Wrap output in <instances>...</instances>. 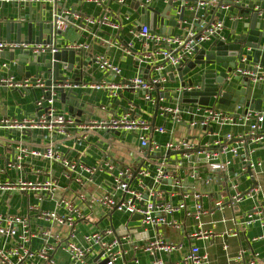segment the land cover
<instances>
[{
  "label": "built area",
  "instance_id": "2783aa9c",
  "mask_svg": "<svg viewBox=\"0 0 264 264\" xmlns=\"http://www.w3.org/2000/svg\"><path fill=\"white\" fill-rule=\"evenodd\" d=\"M86 3L94 4L97 8H105L112 0H82ZM264 1V0H263ZM2 2L17 3H36L49 5L51 7V19L49 24L53 27L55 37L65 33L70 27H77L78 24H84L87 27L109 28L119 30L120 24L109 14L101 17H92L82 12L62 7V0H0ZM153 0L142 1L141 7L148 8ZM118 4H125V0H117ZM61 5V6H60ZM240 5V4H236ZM234 7L233 3L223 0H194L189 5L192 12L191 18H185L180 23L181 33H152L146 25L139 30V37L142 43L141 53L136 56V62L139 66L138 74L128 81L115 82L122 70L115 65L107 56L101 55L95 58L97 68L105 73V77L100 81L88 83L86 78L80 79V82L74 85H67L66 88L79 89L84 88L88 91H105L110 98H117L125 90H133L144 94L145 102L153 107L154 111L163 116H172L175 125H182V117L187 115L190 119L187 122L192 129H199L203 134L214 136L212 125H217L219 129L226 125L238 124L242 130L237 133H227L205 142L204 144L196 139H177L168 142L162 146L152 141L154 133L164 134V127H155L150 121L142 119L136 114L135 107L132 106L120 115H113L103 118L99 121L83 122L82 117L60 111L57 104L58 93L51 91L47 86V77L43 75L31 76L30 78L16 79L13 75L6 76L10 71L12 63L17 61H7L0 64V92L1 90H27L40 91L41 96L36 97V112L32 115H26L22 118L8 116L0 117V130L14 131L19 134L41 132L43 134L42 144L33 149L18 142L16 154L12 162L6 167L0 165V173H5L8 167L16 170L23 169L25 158H43L49 161H57L63 164L65 170L64 176L68 179L75 174L74 182L78 188L71 191L65 187L59 186L55 179L44 181H30L23 177L0 181V199L7 195L9 197L26 194L35 197V203L29 204V213H37V218L42 221H48L60 227L69 228L70 232L63 237L61 234H55L56 242L51 244L46 240L43 247L33 252L29 247L31 240L36 237L31 231L30 216L19 214H1L0 213V264H57L54 252L57 248H62L70 257V264H118L121 261H127L132 252L143 250L153 257L150 264H209L208 258L201 254V249L192 246L189 252L176 262H166L158 257V254L170 256L172 253L180 251L182 244H175L165 240L157 234L153 239H148L146 229L148 227L158 228L159 226H170L178 230H183V223H178L171 216L178 212H184L185 218H193L201 222L202 217L208 212L204 209L203 195L195 193L193 195L194 203L189 207L187 202L191 199L189 193H182L181 201L178 204L166 202L163 200V193L160 191L167 181L170 182L173 190L183 188L182 172L186 170V163H192L190 167V176L194 180H201L199 175V163L204 161L202 166H210V163L221 162L220 168L225 172L224 181L227 182L235 195L230 196L232 204H238L245 197H250L259 193V186L254 184L246 193L238 191V179L243 174L253 173L257 169L264 168V160L254 161L253 156L259 146L264 145V111H256L250 108H244L236 105L235 113H226L217 109L219 100L224 97L228 91L226 86L230 84L234 77H248L253 87L264 84V67L255 65V72L236 69L223 83L218 79L224 71L221 64L204 66L203 69L215 70V76L209 82L202 85L197 82L189 85L184 77L185 86L180 80L179 86H170L171 74L178 73V67L186 65L193 61L197 53L205 44L227 41L223 35L225 30L224 20L216 17L222 11H229ZM251 12H257L260 20L264 21V2L260 5L257 1L252 7L248 8ZM209 13L213 18H208ZM0 21H2L0 19ZM59 33V35L57 34ZM57 40L54 45H29L26 43H8L0 42V53L18 54L20 51L31 49L34 55L44 54L51 50L53 54L61 49L75 50L86 53L89 46L86 44H73L66 47H59ZM101 43L105 44L104 40ZM248 51L250 48L247 49ZM242 62L248 64L246 55ZM93 64V66L95 65ZM92 66V65H88ZM220 66V67H219ZM221 70V71H220ZM179 77V75H178ZM180 79V78H179ZM206 92L207 97L215 101L212 108L203 107L198 103H184L179 100L182 93ZM50 94L48 98L47 95ZM170 101L173 106L161 105V102ZM244 110L245 111L244 113ZM237 115L239 117H237ZM211 128V131H209ZM133 134L140 144V153L138 160H142L139 168L136 166L119 169L114 177L116 190L121 194L117 196L112 193H105L101 196H88L87 185L92 182V177L102 169L114 170L115 163L112 160H102L98 167L91 168L86 166L80 160H66L56 151L57 138L61 141L75 139L77 142H84L93 136H99L101 133ZM148 148V156L146 149ZM180 153L182 159L169 168L166 163L158 164L154 176L155 187L150 189L133 190L131 183L137 176L149 177L150 171L146 168V163L152 160V155L161 152ZM231 157V158H230ZM1 159V154H0ZM233 159L240 162L238 168H232ZM187 167V169H188ZM233 169V173L229 170ZM86 173L90 177L85 178ZM209 178L205 182L211 183ZM141 187L144 188L143 183ZM71 192V196H68ZM48 199L55 202L53 211H42L43 202ZM82 205H78V203ZM222 202H215V206L222 209ZM102 208L106 213H122L131 217L142 216L140 225L133 227H123L118 229L109 228L99 230L85 235L80 243L76 240L75 223L77 221L88 220V210ZM63 211V214L59 212ZM261 222L264 225V211L255 208L249 212L244 225H251ZM201 228V226H200ZM202 235L201 230L195 231L190 237L195 239ZM48 236V235H46ZM264 239V236L261 237ZM227 249V247L225 248ZM135 264H140L138 259ZM224 264H264L260 254H254L250 260H246L241 253L237 258Z\"/></svg>",
  "mask_w": 264,
  "mask_h": 264
},
{
  "label": "crops",
  "instance_id": "0c3cea01",
  "mask_svg": "<svg viewBox=\"0 0 264 264\" xmlns=\"http://www.w3.org/2000/svg\"><path fill=\"white\" fill-rule=\"evenodd\" d=\"M137 0H125V4H118L117 0H112L105 8H97L94 4L83 2L82 0H62V7L69 8L82 12L92 17H101L105 14H109L115 21L120 24L119 30H112L109 28L87 27L84 24H78L77 27H70L68 30L58 36L57 44L59 47H66L73 44H86L89 49L86 52L88 54L86 61L92 62L96 57L105 55L115 65H118L122 73L116 78L115 82L128 81L135 77L139 72V66L136 62V56L141 53L142 43L139 37V30L137 22L140 20V10H136L134 5ZM144 1V0H143ZM181 0H175L176 5H180ZM233 3L234 7L229 11H222L219 15L216 13V17L209 13L208 18H218L224 20L225 30L223 35L227 37L231 32L236 30L237 34H242L245 31V26L250 23V19L245 17L244 5L246 8L252 7L255 1L258 4H262L263 0H223ZM20 3L2 2L0 5V19L9 20L14 18L19 20V17L30 16L32 20L39 21L42 18L41 4H38L36 8L31 11L29 8L24 7L25 3H21L22 7H19ZM167 0H153L148 7L163 11L167 6ZM191 3H188L189 6ZM240 4V5H236ZM61 6V5H60ZM47 10L46 19H51V7L49 5L44 6ZM175 13L173 12V15ZM192 12L187 8L186 18H191ZM264 22V21H263ZM236 27V28H235ZM161 29H157L160 33ZM176 34L181 33V28H176ZM2 35L5 36V30ZM39 33L34 32V37H37ZM27 36V29L24 30L22 37ZM48 35H44V39H47ZM13 40H16V35H13ZM106 43L103 44L101 41ZM208 43L203 46L208 50L212 44ZM50 57V56H49ZM79 59V57H77ZM11 62L0 57V64L4 62ZM12 63L10 71L5 73L6 76L10 72H13V76L16 79L24 78V74H20L18 70V61ZM97 65L89 66L88 69L92 70V73L86 78L87 82L100 81L105 77V73L100 72ZM220 67V66H219ZM221 71V70H220ZM24 73H32V76L36 75L35 68L24 65ZM198 72V71H197ZM196 71L186 74L184 77L186 80L190 78L195 82H200V75ZM1 76V72H0ZM173 76V77H171ZM170 86H179L180 79L178 73L171 74ZM228 92H235L239 90L238 83L232 82L226 86ZM75 91L81 98V103L85 104L84 114L81 116V120L85 123L88 121H99L103 118H108L113 115H120L132 106L135 107L136 114L150 121L155 127H164L165 133H154L152 135V141L159 145H166L168 142L177 139H193L198 138V142L204 144L217 137L220 130V135L224 136L227 133L237 134L242 128L238 124L232 126L226 125L219 129L217 125H212L214 136L206 135L199 129H192L188 126L189 117L183 116L182 125H175L172 116H163L157 114L153 107L149 106L144 100V94L133 90H125L117 98H110L108 92L105 91H88L84 88H77ZM36 93V94H35ZM40 91H27V90H1L0 92V117L8 116L14 118H22L26 115H32L36 112V97H40ZM250 99H264V89H254L251 93ZM238 103H231L229 106L217 104V109H221L226 113H235L236 105ZM161 105L173 106L170 101L161 102ZM60 111H66L65 106L60 102L56 104ZM264 111V102L262 105ZM75 115V114H73ZM77 116V115H76ZM209 128V131H211ZM43 134L41 132H33L27 134H19L14 131L0 130V165L6 167L13 161L16 154V148L18 142L26 144L29 149H33L42 144ZM56 151L66 160H80L86 166L95 168L98 167L102 160H112L115 163L114 170L102 169L92 177V182L87 185L88 196L95 195L101 196L105 193H112L120 196L121 194L116 190L115 175L119 169L136 166L139 168L142 164V160H138V154L140 153V144L133 134L117 135V133H101L99 136H93L84 142H77L75 139L61 141L57 138ZM147 153V152H146ZM231 158V157H230ZM182 159V156L168 154L163 151L159 154L152 155V160L146 163V168L150 171L149 177L137 176L131 183L133 190L150 189L155 187L154 176L158 164L166 163L169 168L173 166L177 160ZM254 161L264 160V145L259 146L253 156ZM199 163V175L201 180H194L191 178L189 172L192 163H186V170L182 172L183 188L173 190L170 182L167 181L160 186V191L163 193V200L166 202H172L178 204L181 201L182 193H189L192 197L188 200L189 207L193 206L195 193L203 195L202 203L204 209L208 212L207 215L202 217L201 222H197L193 218H185L184 212H178L170 217L178 223H183V230H178L170 226H159L158 228L148 227L147 237L153 239L157 234L162 236L165 240H169L175 244H182L183 248L170 256L165 254H158V257L166 262H176L182 259L186 255L192 246H197L201 249V254L207 256L209 264H224L228 261H232L237 258L241 253L246 260H250L254 254H260L261 260H264V225L259 221L250 227L244 225V219L246 215L253 211L255 208L264 211V168L257 169L253 175L243 174L238 179V191L241 193L248 192L254 184L259 186V193L250 197H245L238 204H232L228 201L230 196L235 195V191H232L231 187L227 185L225 179V172L221 170V162H211L210 166H202ZM232 168H238L240 162L237 159H233ZM188 167V169H187ZM233 169L229 172L233 173ZM64 168L61 162L49 161L43 158L27 157L23 163L22 170H16L15 168L8 167L5 173H0V181L8 179H16L23 177L30 181H44L50 178L55 179L59 186L65 187L71 191L76 190L79 186L74 182L75 174L71 179L64 176ZM85 178L90 177L84 173ZM211 178V183L207 184L205 181ZM143 183V187H141ZM231 188V189H230ZM68 196H71V192H68ZM221 201L222 209L220 210L215 206V202ZM35 203V197L33 195L28 196L21 194L13 197L7 195L0 199V213L1 214H19L22 216H30L31 231L36 234L31 240L30 248L33 252L40 250L46 240L51 244L56 242L55 234H61L63 237L67 236L70 232L67 227H60L56 224L48 221H42L37 218V213H29V204ZM55 202L46 199L42 204V211H53L55 208ZM78 205H82L80 202ZM63 214V211L59 212ZM110 213V212H109ZM106 213V210L102 208H94L88 210V220L77 221L75 223L76 240L78 243L82 241V238L92 232L99 230H105L109 228L120 229L126 226H130L132 221L131 216L122 213ZM201 226V228H200ZM133 227V226H130ZM121 230V229H120ZM201 230L208 235H202L198 238H191L190 236L195 231ZM48 235V236H46ZM0 242H3L0 239ZM227 247V249H225ZM54 257L57 260V264H70V257L67 252L62 248H57L54 252ZM138 259L140 264H150L153 261V257L143 250H136L132 252L131 257H128L127 261H121L118 264H135L134 260Z\"/></svg>",
  "mask_w": 264,
  "mask_h": 264
},
{
  "label": "water",
  "instance_id": "95a60500",
  "mask_svg": "<svg viewBox=\"0 0 264 264\" xmlns=\"http://www.w3.org/2000/svg\"><path fill=\"white\" fill-rule=\"evenodd\" d=\"M142 1L143 0L136 1V10H140L141 14L140 20L137 22V29L140 30L142 26L146 25L150 28L152 33H157V29H161L160 31L162 33L175 32L173 30L180 28V23L186 18L187 8H189L187 4L194 3V0H181V4L176 5L175 0H167V6L163 11H160L151 7H141ZM23 6L33 11L38 5L36 3H25ZM40 6L43 15L39 21L32 20L30 16L23 18L20 16L19 20L11 18L9 20L0 21V42L26 43L29 45H54L57 40L54 36V29L45 17L47 13V10L44 9L45 5L41 4ZM241 6L245 9V17L251 20L250 23L245 26V31L242 34H237L236 30L231 32L226 37L227 41L214 42L208 50L202 48L193 61L178 67V75L183 86L186 85L184 76L193 71H198L197 73L200 75V83L202 85L209 82V80L215 76V70L203 69L206 65L221 64L224 71L220 74V78L218 79L220 83H223L225 78L236 69L255 72V69H253L255 65L264 67V22L260 20L257 12L253 13L244 5ZM19 7H22V4H19ZM173 12L175 13L174 15ZM25 29H27V36L22 37ZM3 30H5V36L2 35ZM36 31L39 35L34 37V32ZM57 34L59 35V33ZM13 35H16V40H13ZM44 35H48V38L44 39ZM248 48H250L249 51L247 50ZM244 55H246L248 64L242 62ZM87 56L88 54L84 52L66 49H61L55 54H53L50 49L44 54L38 55L32 54L31 49L20 51L18 54L0 53L1 58L18 61V70H20V74L25 75V78H30L32 73H24V65L35 68L36 76L43 75L47 77L48 89L58 93L57 101L64 105L65 109H67L70 114H75L78 117L84 114L85 104L81 103L82 97H79L74 89H67L66 86L74 85L80 82L81 78L87 77L92 73V70L88 69V65L95 64L96 60L87 62ZM77 57H79V59ZM94 70H96V68H94L93 71ZM13 74V72L9 73V75ZM232 82L238 83L240 89L235 92H227L224 94V97L219 100V104L229 106L233 102L244 106L245 109L250 108L256 111H263L262 105L264 99L249 98L251 93L254 92L255 87L251 85L248 77H234ZM193 83L192 79L188 81L189 85ZM256 88L262 90L264 89V84H260ZM207 95L208 93L206 92H185L180 94L179 100L184 103H198L203 107L212 108L215 105V101L209 99ZM47 97H50L49 93ZM245 111L247 110H244V113ZM237 117L239 116L237 115ZM117 135H121V133L117 132ZM146 151V155L148 156V148ZM171 154L178 155L180 153ZM142 219L140 215L134 216L132 218L134 222H132L130 226H139Z\"/></svg>",
  "mask_w": 264,
  "mask_h": 264
},
{
  "label": "rangeland",
  "instance_id": "374dc122",
  "mask_svg": "<svg viewBox=\"0 0 264 264\" xmlns=\"http://www.w3.org/2000/svg\"><path fill=\"white\" fill-rule=\"evenodd\" d=\"M134 8H137V3H135Z\"/></svg>",
  "mask_w": 264,
  "mask_h": 264
}]
</instances>
